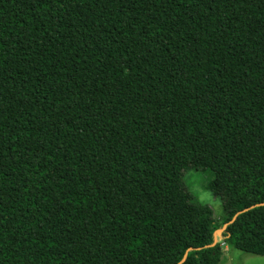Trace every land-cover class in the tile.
<instances>
[{
	"label": "trees",
	"instance_id": "16d2710c",
	"mask_svg": "<svg viewBox=\"0 0 264 264\" xmlns=\"http://www.w3.org/2000/svg\"><path fill=\"white\" fill-rule=\"evenodd\" d=\"M259 203L264 0H0V264L264 256Z\"/></svg>",
	"mask_w": 264,
	"mask_h": 264
},
{
	"label": "rangeland",
	"instance_id": "374dc122",
	"mask_svg": "<svg viewBox=\"0 0 264 264\" xmlns=\"http://www.w3.org/2000/svg\"><path fill=\"white\" fill-rule=\"evenodd\" d=\"M206 178V173L201 170H185L182 174V183L185 190L192 194L197 202L207 204L212 209L213 218L216 221H220L224 216L222 201L205 187ZM217 241L221 243L223 255L226 252L230 253L231 259L233 260L232 264H264V256L244 252L235 248L222 239L220 232H217ZM221 264H223V261Z\"/></svg>",
	"mask_w": 264,
	"mask_h": 264
},
{
	"label": "water",
	"instance_id": "95a60500",
	"mask_svg": "<svg viewBox=\"0 0 264 264\" xmlns=\"http://www.w3.org/2000/svg\"><path fill=\"white\" fill-rule=\"evenodd\" d=\"M260 204H264V203H259V205H260ZM248 208H249V207H248ZM248 208H244V209L238 211V212L232 217V219H231L230 221H228V222H226V223L223 224L222 228L217 229V230L214 232V237H213V243H212V244H215V243L217 242V232H220V233H221V232L226 228V226L228 225L229 222L234 221L235 218L237 217V215H238L240 212L245 211V210H247ZM185 257H186V253L184 254V256H183V258H182L181 261H183V260L185 259Z\"/></svg>",
	"mask_w": 264,
	"mask_h": 264
},
{
	"label": "crops",
	"instance_id": "0c3cea01",
	"mask_svg": "<svg viewBox=\"0 0 264 264\" xmlns=\"http://www.w3.org/2000/svg\"><path fill=\"white\" fill-rule=\"evenodd\" d=\"M231 255L230 253L226 252L223 257H222V260L221 262L223 261V264H232L233 263V260L231 259ZM220 262V264H221Z\"/></svg>",
	"mask_w": 264,
	"mask_h": 264
}]
</instances>
